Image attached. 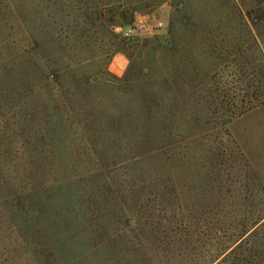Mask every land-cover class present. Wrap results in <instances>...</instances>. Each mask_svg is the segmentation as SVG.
<instances>
[{
  "label": "rangeland",
  "instance_id": "rangeland-1",
  "mask_svg": "<svg viewBox=\"0 0 264 264\" xmlns=\"http://www.w3.org/2000/svg\"><path fill=\"white\" fill-rule=\"evenodd\" d=\"M263 99L264 0H0V264H45L7 210L66 191L121 249L56 264H230L242 222L264 253Z\"/></svg>",
  "mask_w": 264,
  "mask_h": 264
},
{
  "label": "trees",
  "instance_id": "trees-1",
  "mask_svg": "<svg viewBox=\"0 0 264 264\" xmlns=\"http://www.w3.org/2000/svg\"><path fill=\"white\" fill-rule=\"evenodd\" d=\"M263 100H260L259 103H262ZM159 149L160 146H154L148 152L154 153ZM148 193L152 194V191H148ZM153 195L161 197L162 192L156 190L153 191ZM90 196L91 198L87 200L81 197L76 199L74 193L66 191L67 199L64 212L62 206L47 196L38 198L35 193H32V196L27 198L28 196L19 195L16 204L9 207L7 214L28 250L45 264L53 262L56 264L65 250L80 249L84 255L90 253L92 248L99 252H119L121 246L117 244V240L113 236L111 221L105 218V215L113 216L107 200L108 195L103 196V200H101L99 199L100 195L92 191ZM94 197L99 200H94ZM25 198L29 199L26 203L22 201ZM257 223L254 222L255 225ZM216 224L218 232L227 230L228 227L238 228L230 222L217 221ZM240 230L242 235L236 234L238 238L227 247V252H224L223 255H232L230 264H264V253L261 251L258 256L254 253L245 255L248 248L242 250L241 243L243 236L247 235L250 230L245 229V222L241 223ZM235 249L237 251L233 252Z\"/></svg>",
  "mask_w": 264,
  "mask_h": 264
},
{
  "label": "built area",
  "instance_id": "built-area-1",
  "mask_svg": "<svg viewBox=\"0 0 264 264\" xmlns=\"http://www.w3.org/2000/svg\"><path fill=\"white\" fill-rule=\"evenodd\" d=\"M162 28L161 21L152 20L147 14H137L134 19L125 26H116L115 32L123 37H135L152 34Z\"/></svg>",
  "mask_w": 264,
  "mask_h": 264
}]
</instances>
